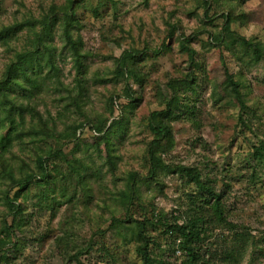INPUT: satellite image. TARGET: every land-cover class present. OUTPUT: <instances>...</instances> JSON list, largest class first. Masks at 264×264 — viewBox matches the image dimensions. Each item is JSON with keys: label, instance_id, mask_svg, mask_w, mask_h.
Returning <instances> with one entry per match:
<instances>
[{"label": "rangeland", "instance_id": "obj_1", "mask_svg": "<svg viewBox=\"0 0 264 264\" xmlns=\"http://www.w3.org/2000/svg\"><path fill=\"white\" fill-rule=\"evenodd\" d=\"M192 247L264 264V0H0V264H191Z\"/></svg>", "mask_w": 264, "mask_h": 264}, {"label": "trees", "instance_id": "obj_2", "mask_svg": "<svg viewBox=\"0 0 264 264\" xmlns=\"http://www.w3.org/2000/svg\"><path fill=\"white\" fill-rule=\"evenodd\" d=\"M225 17V25L228 27L229 26V22H230V17L229 15H224ZM48 29V25L45 26V30ZM44 32V31H43ZM194 35H191L189 37H185L183 39H181L180 41V49L183 52H186L188 54L189 60L192 63L194 60V56H195V49L191 46V41L192 39H194ZM43 37H45V34H41V36H39L38 39V44L35 45V49L32 51H25L24 53H19L17 56V61H15L13 64H11L8 68V75L11 76L12 74V70H14V68L18 65H20L22 62H25L27 60H29L32 57H38L40 55V50L39 47L42 43ZM66 38L68 40L70 39V35L68 33H66ZM128 73L130 75H132L133 73L128 71ZM171 87H174V85L172 83H170ZM171 101L173 102V99L170 100V102L167 103V107L161 111H154L150 114L149 116V125L151 130L157 135L156 138L154 139L153 144L155 143H160V141L162 140H166L167 142L169 141L170 138H172V131H171V127L169 126V124H167L166 118H168L169 114L171 113ZM153 146H150V158L152 160V163H157L158 159L155 156L154 150H153ZM153 166H155V164H153ZM41 168H43V165L41 163ZM178 172H181L183 175H186L189 177L190 181L195 182V184L199 187H201L202 189H204L209 197H213L214 201H216L215 206H218L219 203V195L214 192L209 186L205 185V183H203L200 180V175L199 172L192 170L188 167H184V166H178L175 169ZM172 228L174 230H178L181 233V236L183 238H190V239H199L200 237V233L197 229H192L190 228L188 225L183 224V225H177L174 224L172 225ZM187 258L188 261L191 262V264H194V262L199 258V253L197 250H195L193 247L189 248L187 250ZM78 264H81L78 261Z\"/></svg>", "mask_w": 264, "mask_h": 264}]
</instances>
